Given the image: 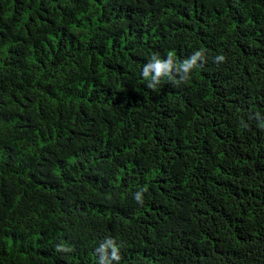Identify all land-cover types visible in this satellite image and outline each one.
<instances>
[{
    "label": "trees",
    "instance_id": "obj_1",
    "mask_svg": "<svg viewBox=\"0 0 264 264\" xmlns=\"http://www.w3.org/2000/svg\"><path fill=\"white\" fill-rule=\"evenodd\" d=\"M0 264H264V0H0Z\"/></svg>",
    "mask_w": 264,
    "mask_h": 264
},
{
    "label": "clouds",
    "instance_id": "obj_2",
    "mask_svg": "<svg viewBox=\"0 0 264 264\" xmlns=\"http://www.w3.org/2000/svg\"><path fill=\"white\" fill-rule=\"evenodd\" d=\"M193 62H194V58H193ZM154 70H156L155 66H151V65L145 68L146 73L154 71ZM152 79H155V78L153 77Z\"/></svg>",
    "mask_w": 264,
    "mask_h": 264
}]
</instances>
